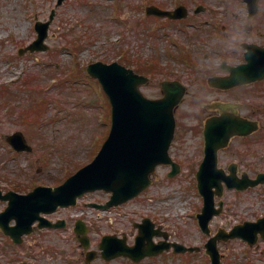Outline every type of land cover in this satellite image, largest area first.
Here are the masks:
<instances>
[{
    "label": "rangeland",
    "instance_id": "obj_1",
    "mask_svg": "<svg viewBox=\"0 0 264 264\" xmlns=\"http://www.w3.org/2000/svg\"><path fill=\"white\" fill-rule=\"evenodd\" d=\"M56 2L0 0V187L6 189L26 191L39 183L58 184L98 152L110 130L111 106L98 80L88 75L89 63L118 60L147 71L149 61H155L160 69L151 83L143 86V92L158 97L163 79H180L192 67L190 54L192 59L209 56L216 63L221 59L236 60L230 54L238 56L243 51L240 42L244 39L246 16L242 0H66L56 9L49 29L47 43L51 49L19 55V48L37 37L36 20L49 19ZM150 3L169 8L184 4L190 13L178 22L154 17L145 20V7ZM199 4L206 10L194 14ZM123 14L128 17L123 19ZM258 20L255 17L251 23L259 26ZM240 93L241 90L234 95ZM176 117L179 127L171 155L181 163V171L168 177L171 166H159L153 184L120 210L135 207L137 220L148 214L170 231L171 239L203 248L208 237L196 218L202 198L194 170L198 139L191 132V106L186 102L178 106ZM16 130L24 132L33 151L18 153L6 141L5 136ZM108 196L98 191L83 200ZM226 201L234 209L212 220L213 233L255 218L246 214L248 208L257 214L264 205L255 193L236 199L230 192ZM235 202L239 203L234 205ZM93 218L97 221L96 216ZM120 221L118 227L133 232L134 240L137 231L126 228L124 216ZM95 224L97 233L91 234L95 243L104 233L118 230L112 222L100 220ZM33 241L34 237H28L26 243ZM67 242L75 243L74 236ZM54 243L65 242L56 235ZM260 244V248L249 247L244 256L245 241H220L222 264H263L260 251L264 243ZM206 255L204 249L190 257L166 252L142 264H211ZM110 264L132 263L121 258Z\"/></svg>",
    "mask_w": 264,
    "mask_h": 264
},
{
    "label": "water",
    "instance_id": "obj_2",
    "mask_svg": "<svg viewBox=\"0 0 264 264\" xmlns=\"http://www.w3.org/2000/svg\"><path fill=\"white\" fill-rule=\"evenodd\" d=\"M63 1L58 0L57 6ZM250 1L255 2V0ZM147 12L162 16L183 17L187 14V8L182 5L175 10H162L157 6H149ZM54 14L55 10L51 14V20ZM51 20L37 22L39 37L28 48L48 49L44 40L48 35ZM247 56L248 63L233 68V78L231 77L229 84L234 85L264 77V48H258L255 54ZM88 71L100 80L112 103V127L109 136L95 158L63 184L56 187L38 186L28 194L13 191L8 193L11 204L4 214L7 215L10 212V216L17 218L18 231L12 233L7 225L0 224L6 232L14 236L15 240L17 236L31 231V225L37 218L38 212L51 211L59 205L75 204L77 198L88 191L97 189L111 191V200L105 205L111 206L139 195L152 183L151 175L159 164H172L174 170L171 175L179 172L176 163L171 159L169 147L175 130V108L185 92V87L177 81L164 83V97L151 99L140 90V86L146 83L147 77L118 62L109 64L97 61L88 65ZM8 140L19 150L32 149L22 132L8 136ZM198 177L199 186L205 195V206L203 213L199 216L202 227L208 231L209 221L218 212L213 208L214 196L211 187L219 184V189H222L221 180L225 178V175L223 171L202 169ZM258 180H253L252 184L255 185ZM145 222L141 225L140 234L134 246L126 245L115 236H105L101 246L105 248V253L113 252L108 258L124 254L138 261L146 255L161 253L171 246H174L176 251L197 248L188 247L179 242L163 241L157 244L152 237L159 231L153 230L154 224L149 218ZM249 224L251 223L246 222L244 225L236 226L230 233L222 232L218 237L210 239L207 247L213 255L214 264H219L217 238L227 239L239 235L250 242H255L257 235L254 230L257 224H254L251 231L250 228L247 231ZM161 234L168 237L166 232Z\"/></svg>",
    "mask_w": 264,
    "mask_h": 264
},
{
    "label": "flooded vegetation",
    "instance_id": "obj_3",
    "mask_svg": "<svg viewBox=\"0 0 264 264\" xmlns=\"http://www.w3.org/2000/svg\"><path fill=\"white\" fill-rule=\"evenodd\" d=\"M243 1L245 3L246 25L243 29L244 39L240 42L243 49L242 54L237 56L236 53L232 52L230 55L236 60L221 59L216 63L214 62L216 59L209 56L198 57L195 59V67L187 69L184 74L180 75L182 81L187 85V93L180 105L186 102L191 106L193 118L191 132L193 137L198 139L193 157L196 176L202 166L207 170L224 171L229 176H233L234 173L237 181L243 177L244 173H250L251 177H255L264 172V79L227 89L220 86L218 81L219 78L230 75L228 65L244 62L248 44L264 45V6L262 7L260 4L255 11L256 13L250 15L248 4L245 0ZM261 1L263 2V0ZM255 17H259V26L251 23ZM150 75L152 76V73ZM239 90H241L240 95L235 96L234 93ZM224 120H233L235 127L238 126L235 121L242 120L244 124H248L247 129H254L243 134H236L227 141L225 139L229 125H226ZM183 128L185 129V127ZM208 137L209 146L212 149L206 153ZM10 190L17 189L0 187V213L9 206L10 199L9 197L6 198L4 194ZM230 192L234 193L236 199H240L243 194L254 192H258L257 196L262 198L264 196V183L245 190L227 186L221 191L213 188L214 208L221 210L219 215H223L226 210L234 209L226 201ZM86 196L81 198L74 207H59L51 212H41L39 215L43 218H38L33 222L32 232L25 235L20 243H15L13 238L0 228V264H95L96 261L110 264L121 258L136 264L125 256L106 260L100 248V242L95 243L92 239H90V247L85 248L79 241V226L77 225L82 226V229H88L90 236L95 231L97 233L95 223L100 222V220L112 222L118 230L107 233H113L119 237L124 236L129 244H133L135 241V239H131L133 232L130 234V231H126L127 229L118 227L121 222L120 217L124 216L123 224L126 225V228L132 227L136 231L137 222H141L144 217L136 220L135 207L129 206L120 210V207L130 205L131 202H128L108 210L112 215L109 219V215H106L107 212L103 213L97 207L90 206V203H105L108 198L83 200ZM246 200L248 201V199ZM237 203L239 202H235L234 205ZM202 206L200 207L202 208ZM261 206L259 213L252 214L253 208L249 207L246 214H251L256 218L263 217L264 205ZM94 216L97 217V221L93 218ZM15 223V220H11L9 224L13 226ZM155 226L167 231L171 239L170 231L162 223L155 221ZM15 231L17 232L18 229ZM56 235L65 243H54ZM71 235L74 236L75 243L67 242ZM28 237H34V241L26 243ZM160 239V237L155 238L156 241H160ZM89 252H91L90 256L94 257L91 260L88 259ZM147 259L140 261L139 264Z\"/></svg>",
    "mask_w": 264,
    "mask_h": 264
},
{
    "label": "trees",
    "instance_id": "obj_4",
    "mask_svg": "<svg viewBox=\"0 0 264 264\" xmlns=\"http://www.w3.org/2000/svg\"><path fill=\"white\" fill-rule=\"evenodd\" d=\"M141 71H143V70H141Z\"/></svg>",
    "mask_w": 264,
    "mask_h": 264
}]
</instances>
